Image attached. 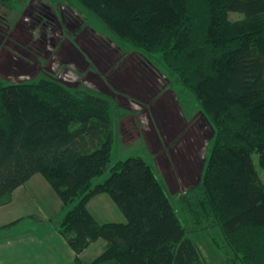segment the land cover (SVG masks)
I'll return each mask as SVG.
<instances>
[{"label": "trees", "instance_id": "trees-1", "mask_svg": "<svg viewBox=\"0 0 264 264\" xmlns=\"http://www.w3.org/2000/svg\"><path fill=\"white\" fill-rule=\"evenodd\" d=\"M80 1L196 99L214 134L197 196L183 201L191 217L216 221L242 264H264V0ZM113 105L47 76L0 79V206L40 173L63 203L57 227L77 264H206L152 163L118 159L95 183L111 161ZM100 193L123 221L94 216L88 203ZM99 239L101 253L83 260Z\"/></svg>", "mask_w": 264, "mask_h": 264}, {"label": "rangeland", "instance_id": "rangeland-1", "mask_svg": "<svg viewBox=\"0 0 264 264\" xmlns=\"http://www.w3.org/2000/svg\"><path fill=\"white\" fill-rule=\"evenodd\" d=\"M231 17L242 19L243 14ZM42 76L75 89L85 85L114 100L111 161L95 183L110 175V166L118 159L142 156L153 164L181 207L184 225L206 264H242L216 221L191 217L183 201L189 194L197 196L195 188L214 134L195 98L177 93L162 69L112 32L80 0H0V79L31 82ZM39 180L41 184L37 180L32 184L34 192L37 189L44 196L45 208L31 198V189H24L30 194L26 196L17 190L14 203L0 209V218L22 215L27 224L31 223L27 213L34 211L31 214L47 216L41 223H58L65 213L63 204L40 173ZM28 184L31 187V181ZM108 196L101 194L88 203L100 222L103 217L117 221L116 212L121 214ZM103 244V239L94 243L87 255L100 253ZM84 257L88 262L96 256Z\"/></svg>", "mask_w": 264, "mask_h": 264}, {"label": "crops", "instance_id": "crops-1", "mask_svg": "<svg viewBox=\"0 0 264 264\" xmlns=\"http://www.w3.org/2000/svg\"><path fill=\"white\" fill-rule=\"evenodd\" d=\"M34 180H37V182L41 184V180H39V173L35 174L24 185L15 189V191L13 192L12 201L5 205L0 206V209H2L3 207L7 205H11L12 203H14L17 190L20 193L19 195L26 196L25 194L30 195L29 193L25 192V190L28 191L29 189H31V198H37L39 201L37 206L41 208H45L47 202L44 199V196L38 195L36 192L38 191L37 189L34 192L35 185L32 184ZM30 181H31V187L28 184L30 183ZM33 192L34 194H32ZM50 193H51V190H50ZM101 194H104V193H100L94 196L90 202H92L93 199H95L96 197H99ZM101 199H103L105 202L110 204L109 200H107L106 197L103 196L101 197ZM103 210L104 212H106L104 208ZM31 212H34V211H31ZM31 212L27 213L28 215L26 218L31 219L29 220L31 221V223H27V224H24L25 217H23L22 215L21 216L13 215V216L5 217V219L0 218V264H76L75 251L59 232L58 227H57L58 223H55L53 221H48L47 223H44V222L41 223L40 221L45 219L47 216L40 215L38 213L31 214ZM93 214L98 219L95 213ZM19 218H21V220L15 223L14 225L10 227H6V228L3 227L5 224L10 223ZM116 218L117 219H114V220H117V221L124 220L123 215L119 214L118 212H116ZM103 220L110 221L111 219L103 217ZM19 225H26V227L23 226L22 228V227H19ZM98 241H100V239L93 242L82 253L83 258H85L84 256H86L87 259H90L92 256H98L101 253V251H99L100 253L87 255V250L94 243ZM104 243L106 244L105 241ZM105 244H103V248Z\"/></svg>", "mask_w": 264, "mask_h": 264}]
</instances>
